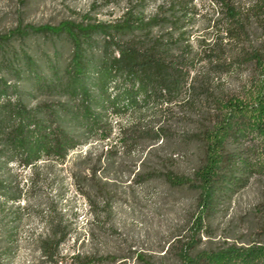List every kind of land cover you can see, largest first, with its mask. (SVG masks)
I'll list each match as a JSON object with an SVG mask.
<instances>
[{
  "label": "trees",
  "instance_id": "16d2710c",
  "mask_svg": "<svg viewBox=\"0 0 264 264\" xmlns=\"http://www.w3.org/2000/svg\"><path fill=\"white\" fill-rule=\"evenodd\" d=\"M210 1L212 14H202L199 0H136L114 21L30 27L19 32L36 40L27 49L0 36V257L11 256L25 224L40 220L44 231L30 241L56 261L70 224L47 188L56 186L62 197L63 170L92 203L94 195L107 197L110 171L134 147L177 139L202 153L190 174L156 172L198 191L191 238L176 251L179 264H264L261 238L202 247L206 219L264 177V0ZM206 15L214 17L208 25L216 38L195 48L189 26ZM207 63L220 74L243 67L249 73L236 87L218 89L198 67ZM180 108L189 116H179ZM126 116L133 121L119 126L120 144L104 145L114 121ZM183 124L191 127L176 137ZM92 142L103 144L72 155ZM133 177L147 182L155 169ZM80 260L93 262L74 253L72 262Z\"/></svg>",
  "mask_w": 264,
  "mask_h": 264
},
{
  "label": "rangeland",
  "instance_id": "374dc122",
  "mask_svg": "<svg viewBox=\"0 0 264 264\" xmlns=\"http://www.w3.org/2000/svg\"><path fill=\"white\" fill-rule=\"evenodd\" d=\"M204 12H214L216 7L210 0H204ZM136 0H0V36L10 35L12 48L36 44L31 36L19 37L20 31L30 27L58 25L63 21H114ZM155 9L148 4L146 13ZM206 14V13H205ZM212 15L197 18L191 29L194 47L199 40L216 38V28L209 27ZM209 71V80L214 88H234L239 79L249 73L248 67L241 72L220 74L210 64H199ZM179 116H189L184 109H178ZM131 116L114 121V133L105 144L119 143V126H127ZM176 128V137L183 129ZM186 126V127H185ZM99 142L81 147L72 155H84L89 147L98 149ZM120 144V143H119ZM152 148V149H151ZM150 151V153H148ZM198 146L184 147L177 139H168L149 145L136 146L132 156L125 157L124 164L111 170L108 178L107 197L94 195L92 203L77 189L68 171L62 185L63 195L57 197V187H48L47 193L56 197L59 209L70 224V235L59 249L56 261L44 256L30 239L44 231V222L34 220L21 230L20 242L9 258L0 257V264H84L72 262L74 253L89 256L91 264H179L176 251L191 238V226L198 211V191L189 186H173L156 173L159 169L190 174L199 161ZM135 159H138L135 165ZM145 159V167L139 168ZM155 169V178L147 182L134 180L136 172ZM206 231L200 235L202 247L224 242L261 238L264 240V177H256L250 185L233 195L222 210L206 219Z\"/></svg>",
  "mask_w": 264,
  "mask_h": 264
}]
</instances>
